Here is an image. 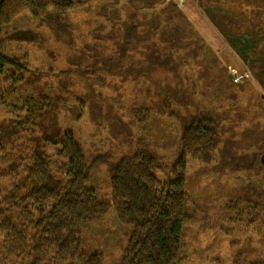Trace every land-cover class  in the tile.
I'll use <instances>...</instances> for the list:
<instances>
[{
	"label": "trees",
	"instance_id": "1",
	"mask_svg": "<svg viewBox=\"0 0 264 264\" xmlns=\"http://www.w3.org/2000/svg\"><path fill=\"white\" fill-rule=\"evenodd\" d=\"M89 1L0 0V80L13 77V82L28 79L32 83L43 78L42 72L23 66L14 49H5L4 44L38 46L46 38L32 30L5 34L6 27L28 13L38 28L47 27L55 40L71 45L68 14ZM192 2L248 63V70L264 91V0ZM156 5L160 8L155 9ZM113 6L109 1L100 2L97 15L113 25L107 32L96 33L92 43L85 42L72 52L68 66L84 77L102 74L134 84L144 80L151 96L145 113L180 124L179 155L165 168L140 139L141 148L129 150L117 160L108 153L88 162L81 143L58 123V108L64 103L59 93L48 100L41 96L39 110L28 113L25 119L2 122L0 254L15 257L18 264H103L101 254L83 251L80 232L84 225L104 217L110 207L121 224L134 228L122 264H182L187 260L184 230L195 222L185 187L188 159L220 176L225 171L264 174L260 163L264 108L260 113L253 111L251 104H235L236 91L243 90L240 85L246 78L234 83L174 1L128 0L123 7L124 19L111 14ZM158 72L169 73L176 84L168 82L167 75L155 79ZM199 95L202 101L215 95L219 102L203 106ZM87 97L92 113L97 111L101 117L110 114L111 118L113 109L108 113L110 107L104 108L105 102H94L96 94L91 92ZM79 102L86 107V102ZM111 120L113 135L120 142L113 150L119 152L118 147L130 143V128L119 116ZM246 123L249 128H243ZM99 165L109 167L111 203L100 201L89 186L92 170ZM261 180L264 185V175ZM248 193L246 186L240 187L234 200L249 201ZM253 193L263 197L264 186H255ZM232 264L264 262H247L240 253Z\"/></svg>",
	"mask_w": 264,
	"mask_h": 264
},
{
	"label": "rangeland",
	"instance_id": "2",
	"mask_svg": "<svg viewBox=\"0 0 264 264\" xmlns=\"http://www.w3.org/2000/svg\"><path fill=\"white\" fill-rule=\"evenodd\" d=\"M103 1L114 4L111 12L114 17L125 18L123 7L128 4V0H90L86 5L68 14L72 31L71 45L55 40L47 27L38 28L28 13L21 15L4 29L5 34L18 30L39 32L46 41L38 46L12 44L10 47L9 43L4 44L5 49H14L23 66L32 72H42L43 78L32 83H28V79L13 82V77L0 80V124L10 119H25L28 113H36L39 110L41 96L48 100L59 93L64 103L58 108V123L64 132H72L81 143L88 162L98 154L108 153H112L117 160L123 153L141 148L139 141L142 139L160 164L167 168L179 155L182 131L180 124L175 120L145 113V106L151 105V96H148L150 92L146 91L147 83L144 80L138 84L131 81L122 82L117 77H106L102 74L100 77H84L79 71L71 70L68 66L72 52L81 49L85 42L92 43L96 33L107 32L112 27V22L97 15V6ZM165 1H174L186 13L192 25L211 48L212 57L216 58L222 67H226L228 75H231L232 69L240 75L248 76L240 85L243 90L236 91L235 104H251L253 111L261 113V108H264L262 87L248 70V63L234 52L207 21L204 11L192 0ZM158 8L160 7L156 5L155 9ZM142 11L151 12L146 9ZM158 75L155 79L167 75V81L173 86L177 82L169 73L164 75L160 72ZM62 83L65 86H61ZM60 87H64V90H59ZM91 92L96 94L94 102L99 104L101 100L105 102L104 108L110 107L108 113L113 109L111 118L118 119L119 116L121 122L130 128V143L118 147L122 153L113 150L120 142L113 135L114 122L108 116L110 114L101 117L97 111L91 112L90 99L87 97ZM197 99L201 100V96ZM79 100L86 102V107L83 108ZM204 100H201L204 102L203 106L210 103L217 106L219 102L215 95ZM248 118L252 120L251 116ZM138 120L145 123L131 126ZM243 128H249V124H244ZM117 134L120 135L119 132ZM216 156L218 158V154ZM214 165L215 162L210 166ZM108 168V165L95 167L89 186L96 191L100 201L111 203ZM212 172L210 167L204 169L195 160L187 161L185 187L188 206L191 208L190 215L195 222L184 230L187 260L182 264H232L233 258L240 253L247 262H264V196L258 198L253 195L255 186H264L261 180L263 172L257 175L246 172L231 174L225 171L223 176ZM157 175L162 176L159 172ZM243 186L248 188L249 201L234 200L233 195ZM133 232V226L121 224L113 207H110L108 213L100 220L83 226L80 232L82 249L87 254H101L103 264H122L124 250ZM17 262L15 257L9 259L1 252L0 264H18Z\"/></svg>",
	"mask_w": 264,
	"mask_h": 264
},
{
	"label": "built area",
	"instance_id": "3",
	"mask_svg": "<svg viewBox=\"0 0 264 264\" xmlns=\"http://www.w3.org/2000/svg\"><path fill=\"white\" fill-rule=\"evenodd\" d=\"M231 71V75L233 76V80H234V83H240L242 82L245 78H247L248 76L247 75H240L236 72V70H232L230 69Z\"/></svg>",
	"mask_w": 264,
	"mask_h": 264
},
{
	"label": "water",
	"instance_id": "4",
	"mask_svg": "<svg viewBox=\"0 0 264 264\" xmlns=\"http://www.w3.org/2000/svg\"><path fill=\"white\" fill-rule=\"evenodd\" d=\"M260 163L264 166V154L260 158Z\"/></svg>",
	"mask_w": 264,
	"mask_h": 264
}]
</instances>
